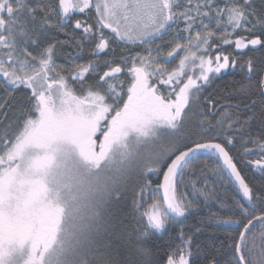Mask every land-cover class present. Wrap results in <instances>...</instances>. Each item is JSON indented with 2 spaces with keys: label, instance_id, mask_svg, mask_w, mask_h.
Segmentation results:
<instances>
[{
  "label": "snow or ice",
  "instance_id": "6c2138e0",
  "mask_svg": "<svg viewBox=\"0 0 264 264\" xmlns=\"http://www.w3.org/2000/svg\"><path fill=\"white\" fill-rule=\"evenodd\" d=\"M0 264H264V0H0Z\"/></svg>",
  "mask_w": 264,
  "mask_h": 264
},
{
  "label": "trees",
  "instance_id": "16d2710c",
  "mask_svg": "<svg viewBox=\"0 0 264 264\" xmlns=\"http://www.w3.org/2000/svg\"><path fill=\"white\" fill-rule=\"evenodd\" d=\"M58 63L61 64H67L68 62L63 58L60 57L58 60ZM206 156H202L201 159H205ZM242 166V165H241ZM244 174L250 178V180L253 183H259V177H254L252 176V173L245 169ZM210 180H215L214 177H209ZM152 180H153V187H155V184L157 182L162 181V175H152ZM220 183V182H218ZM235 190L231 185L228 184H223L221 187V194L224 196H232L235 194ZM147 198V197H146ZM215 206H213L214 208ZM205 214V213H202ZM195 226L198 225V221L195 219H190L187 221L184 225L186 231H195ZM228 231L230 230H225V229H214V228H208L207 230L203 231L202 233H198L196 237V242L201 245L202 248H207L208 251H213L214 249L210 247L212 243H215L216 246H220L221 244L227 245L229 243L228 240ZM158 244L163 245L165 243V240H159L157 241ZM163 251V249H161Z\"/></svg>",
  "mask_w": 264,
  "mask_h": 264
},
{
  "label": "rangeland",
  "instance_id": "374dc122",
  "mask_svg": "<svg viewBox=\"0 0 264 264\" xmlns=\"http://www.w3.org/2000/svg\"><path fill=\"white\" fill-rule=\"evenodd\" d=\"M153 176H156V175H158V174H152Z\"/></svg>",
  "mask_w": 264,
  "mask_h": 264
},
{
  "label": "water",
  "instance_id": "95a60500",
  "mask_svg": "<svg viewBox=\"0 0 264 264\" xmlns=\"http://www.w3.org/2000/svg\"><path fill=\"white\" fill-rule=\"evenodd\" d=\"M162 182V181H161ZM233 187V186H232ZM234 188V187H233ZM234 190H235V188H234ZM236 191V190H235Z\"/></svg>",
  "mask_w": 264,
  "mask_h": 264
}]
</instances>
